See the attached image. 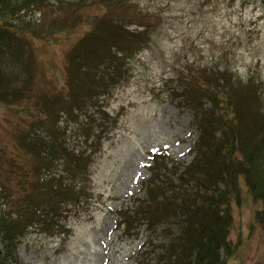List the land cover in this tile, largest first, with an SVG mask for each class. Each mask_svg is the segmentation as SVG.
I'll use <instances>...</instances> for the list:
<instances>
[{
    "label": "trees",
    "instance_id": "1",
    "mask_svg": "<svg viewBox=\"0 0 264 264\" xmlns=\"http://www.w3.org/2000/svg\"><path fill=\"white\" fill-rule=\"evenodd\" d=\"M48 1L0 0V105L23 127L12 150H0V264L16 258L21 239L35 232L65 239L72 213L90 212L91 165L109 122L106 111L94 109L128 82L132 60L154 26L130 0H57L58 12L52 9V17L40 22L22 14ZM89 1L102 13L66 52L64 90L37 94L31 40L69 38L89 17ZM185 75L180 91L198 131L193 161L179 165L167 150L151 153L145 197L115 212L117 231L125 236L141 238L145 227L137 264H228L237 251L233 204L247 199L244 187L258 206L252 229L264 230L261 72L251 69L244 80L220 67ZM205 99L212 103L208 110Z\"/></svg>",
    "mask_w": 264,
    "mask_h": 264
},
{
    "label": "rangeland",
    "instance_id": "2",
    "mask_svg": "<svg viewBox=\"0 0 264 264\" xmlns=\"http://www.w3.org/2000/svg\"><path fill=\"white\" fill-rule=\"evenodd\" d=\"M56 1L22 14L37 22L47 20L52 9L58 12L53 7ZM130 1L154 26L146 48L132 60L128 82L103 95L99 109H94L106 111L109 122L105 132L100 129L103 145L91 165L90 212L72 213L68 223L72 232L65 239L42 232L21 239L16 258L7 264H137L147 241L145 227L141 238L125 236L117 231L115 212L132 208L133 199L145 197L143 183L150 178L151 153L167 150L179 165L193 161L198 131L194 111L182 99L180 78L190 69L220 67L237 72L243 80L257 69L264 82V0ZM88 3L89 17L69 38L63 34L48 42L31 40L37 94L64 90L66 52L92 29L93 15L102 13ZM136 27L133 23L131 28ZM203 102L206 110L212 107L210 101ZM21 128L18 119L0 105V150H12ZM244 188L242 196L247 199L233 204L231 239L237 251L227 263L264 264V230L252 229L258 206Z\"/></svg>",
    "mask_w": 264,
    "mask_h": 264
}]
</instances>
